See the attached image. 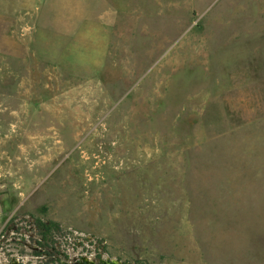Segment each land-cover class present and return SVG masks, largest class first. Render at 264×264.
Listing matches in <instances>:
<instances>
[{
	"label": "rangeland",
	"instance_id": "374dc122",
	"mask_svg": "<svg viewBox=\"0 0 264 264\" xmlns=\"http://www.w3.org/2000/svg\"><path fill=\"white\" fill-rule=\"evenodd\" d=\"M27 215L62 264H264V0H0V233Z\"/></svg>",
	"mask_w": 264,
	"mask_h": 264
},
{
	"label": "trees",
	"instance_id": "16d2710c",
	"mask_svg": "<svg viewBox=\"0 0 264 264\" xmlns=\"http://www.w3.org/2000/svg\"><path fill=\"white\" fill-rule=\"evenodd\" d=\"M10 232H18L21 237L29 239L34 235L40 249L38 255L62 264L66 254H63L65 251L61 250V246L66 237L59 223L33 215L13 217L7 221L0 234L4 236ZM95 249H99V246L95 245Z\"/></svg>",
	"mask_w": 264,
	"mask_h": 264
},
{
	"label": "flooded vegetation",
	"instance_id": "af4514ba",
	"mask_svg": "<svg viewBox=\"0 0 264 264\" xmlns=\"http://www.w3.org/2000/svg\"><path fill=\"white\" fill-rule=\"evenodd\" d=\"M129 264L126 262H120L119 260H111L107 258H102L100 256L94 257L91 260H85L82 259V262L80 264Z\"/></svg>",
	"mask_w": 264,
	"mask_h": 264
},
{
	"label": "water",
	"instance_id": "95a60500",
	"mask_svg": "<svg viewBox=\"0 0 264 264\" xmlns=\"http://www.w3.org/2000/svg\"><path fill=\"white\" fill-rule=\"evenodd\" d=\"M112 264H114V263H112Z\"/></svg>",
	"mask_w": 264,
	"mask_h": 264
}]
</instances>
